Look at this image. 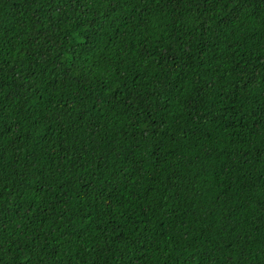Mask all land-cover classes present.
<instances>
[{
    "label": "trees",
    "instance_id": "1",
    "mask_svg": "<svg viewBox=\"0 0 264 264\" xmlns=\"http://www.w3.org/2000/svg\"><path fill=\"white\" fill-rule=\"evenodd\" d=\"M0 264H264V0H0Z\"/></svg>",
    "mask_w": 264,
    "mask_h": 264
}]
</instances>
